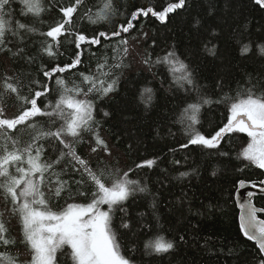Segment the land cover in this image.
Segmentation results:
<instances>
[{"label": "trees", "instance_id": "16d2710c", "mask_svg": "<svg viewBox=\"0 0 264 264\" xmlns=\"http://www.w3.org/2000/svg\"><path fill=\"white\" fill-rule=\"evenodd\" d=\"M177 2L112 0L114 14L106 21L91 24L81 17L89 8L93 13L102 9L105 0H84L73 14V24L76 31L88 37L99 31L111 33L120 24H126L133 12L146 11L148 7L159 12L169 3ZM42 3L45 11L39 16L23 15L20 0H13L12 15L7 19L47 32L64 19L60 9L74 5L75 0H42ZM132 23L134 27L128 33L121 32L120 36L107 40L101 37L100 44H82L81 49L72 43L74 37H61L59 50L53 49L57 53L54 57L40 51L41 41L51 38L39 32H21L24 37L21 43L19 37L6 33L5 47L11 51L0 50V93H4L0 107L4 108L5 118H14L20 107L15 94L4 92L7 78H12L9 83L19 82L22 95H29L30 88L34 94L35 90H41V85H47L49 94L41 99L54 103L60 91L57 77L65 79L69 86L75 82L86 90L88 85L81 84L80 74H96L98 62L104 60L109 65L117 63L120 57L114 49L122 50L120 41L127 39L129 52L123 58V66L111 69L115 90L107 96L87 97L94 105V128L107 143L111 155L91 151L95 146L91 133H83L81 142L75 145L77 154L94 170L107 169L121 175L127 172L129 179L139 181L147 189L114 205L110 213L121 253L134 264H260L264 258L257 245L243 235L235 200L240 181L259 182L264 178V169L241 155L249 137L246 133H229L213 149L189 144L185 131L188 121L181 122V115L198 97L190 85L176 83L170 65L161 61L173 52L187 65L200 94L211 101L201 107L200 122L195 127L202 134H214L230 116L231 101L225 97L235 98L238 92L257 84V93L264 89V54L258 47L264 45V6L255 0H185V5L168 13L164 21L151 13L144 16L141 11ZM245 45L249 51L242 53ZM213 47L214 54L208 51ZM18 48H23V53L13 55ZM78 51H82L81 63L75 68L53 73L51 79L43 75L57 65L71 63ZM145 88L151 89V93H144ZM37 119L48 127L46 118ZM11 134L23 145L29 140L30 130L20 125ZM39 143L44 146V160L56 159L58 150L63 149L56 140L44 139ZM148 159L155 160L152 167H137ZM65 165L66 162H61L55 170H65L61 179L69 182L70 190L57 197L48 191L47 185L42 188L48 206L57 212L71 203L91 202L95 190L90 183L77 185L80 173ZM182 172L188 175L180 176ZM213 172L216 174L212 175ZM105 183L110 186L111 181ZM255 205L264 208V197H256ZM100 208L108 211L106 204ZM0 214L9 229L8 236L17 241L14 246H0V252L7 251L13 256L19 253L20 261H30L31 256L25 255L27 247L20 243L18 219L12 216L11 204L2 196ZM122 219L129 223V229L120 227ZM157 235L173 241L174 249L163 254L147 251L145 243ZM70 252L68 246L58 251L57 264H73Z\"/></svg>", "mask_w": 264, "mask_h": 264}, {"label": "snow or ice", "instance_id": "6c2138e0", "mask_svg": "<svg viewBox=\"0 0 264 264\" xmlns=\"http://www.w3.org/2000/svg\"><path fill=\"white\" fill-rule=\"evenodd\" d=\"M13 0H0V50L6 49V33L14 37H19L21 43L24 37L21 32L36 34L38 29L7 19L11 16L10 5ZM23 5L22 14H32L39 16L45 11L42 0H20ZM84 0H75V4L63 7L60 10L64 19L51 26L47 32H39V35L51 38L41 41L40 51L49 57H54L57 53L54 47L59 50L61 37H74L76 49H81L82 44L98 45L100 38L110 39L113 36H120L121 32L128 33L134 27L132 21L136 20L140 12L144 16L151 13L159 20L164 21L167 14L185 5V0H178L177 3H169L163 11H153L148 7L146 11L138 10L131 14L126 24H120L117 30L108 33L99 31L95 35L88 37L75 30L73 24V14L77 12V7ZM257 4L264 6V0H255ZM115 7L112 0H105L102 9L95 13L89 8L81 19H87L91 24H98L109 19L114 14ZM198 23V22H197ZM67 26V27H66ZM120 44L122 50L117 47L114 51L120 57L117 63L109 65L107 60L97 64L96 74L81 73V84L88 85L87 89L81 85L72 83L71 86L61 77L56 78L59 88V95L55 102H47L41 98L49 94L47 85H41V90L30 88L29 95L21 94L19 82L9 83L7 78L4 82V92L13 93L19 102V114L14 118H5L4 108L0 107V196L11 204V214L18 219L20 225L21 244H24L31 259L23 262L19 260V255L13 256L5 251L0 252V264H57V252L64 246L71 249L70 257L73 264H134V262L121 253V244L117 232L112 227L113 206L127 200L135 192H145L146 187L141 186L137 180L129 179L128 173L122 175L109 172L107 169L94 170L88 161L81 158L75 145L82 140L83 133H91L95 141V146L91 147L92 152L98 150L111 155L108 145L94 128L93 102L87 97L89 94L107 96L115 90L116 80L111 79V69L123 66V58L128 55V41L122 39ZM261 54H264V45L258 46ZM23 48H18L13 55L23 53ZM214 54V47L208 49ZM249 46L245 45L243 52H248ZM82 51L75 54L71 63L63 67L57 65L51 71H44L43 75L52 78L53 73H63L68 69L75 68L81 63ZM31 59V58H29ZM117 59L116 56L113 57ZM147 63L148 61H144ZM161 62L170 65L175 82L183 86L185 83L191 86V90L196 93V102L189 103L182 112L181 122L188 121L186 134L189 137L188 143L199 145L205 148H217L225 135L233 132L246 133L251 138V142L243 149L241 155L245 160L250 161L257 167L264 169V89L258 93L255 91L257 85L247 88L244 92H238L235 98L225 97L231 101L229 104L230 116L223 127L215 131L214 134H202L196 129L199 121V112L204 104L211 101L204 98L196 86L192 73L186 64L176 58L175 53L170 52ZM109 69L105 71V69ZM179 73V75H176ZM107 78V79H105ZM111 82H108V80ZM31 84L39 85V81H31ZM144 93H151V89L145 88ZM4 93H0L2 98ZM143 95V93H142ZM83 96L84 98H80ZM149 99L151 96L149 95ZM39 101V103H38ZM108 113H105L107 116ZM37 118H46L48 127L46 128ZM59 122V126L57 123ZM24 125L30 130V137L26 144H21L18 137L11 134L17 130L18 126ZM69 137L70 139H65ZM44 139L56 140L63 145V149L58 150V155L54 160H44V146L39 142ZM187 147V145H182ZM66 150V151H65ZM226 154V153H221ZM66 162L65 168L71 166L74 172H79L81 178L75 183L77 185L92 184V200L87 204H68L66 208L57 212L48 206V197L42 188L47 185L48 191L59 197L62 192L70 190L69 182L61 179L65 170L57 172L56 166ZM154 159H148L137 167H152ZM216 173L213 172L212 175ZM187 172L180 173V176H187ZM110 180V186L105 181ZM243 187L245 182L240 181ZM264 184V182H261ZM253 187L256 185L253 184ZM264 192V187L260 189ZM84 195L83 192L80 193ZM254 193L249 192L246 200L238 202L240 208V229L245 237L253 240L258 245L260 251L264 253V219L258 218V213H264V208H257L252 203ZM108 205V211H102L100 205ZM123 210V209H121ZM121 228L129 229V223L123 219ZM147 227V226H145ZM8 227L0 214V246H14L16 238L8 236ZM183 240V237H180ZM147 251L163 254L174 249L173 241L166 240L162 236L150 238L144 245ZM264 264V260L260 261Z\"/></svg>", "mask_w": 264, "mask_h": 264}, {"label": "water", "instance_id": "95a60500", "mask_svg": "<svg viewBox=\"0 0 264 264\" xmlns=\"http://www.w3.org/2000/svg\"><path fill=\"white\" fill-rule=\"evenodd\" d=\"M226 135H228V134H226ZM226 135H225V136H226ZM242 181L245 182L244 186L241 187V186H240V183H239V184H238V187H237V189H236V192H235V200H236L237 209H238V212H239L238 220H239V216H240V208H239L238 202L243 201V200H246V199L248 198V193H249V192L254 193V196H253L251 199H252V203H253V205H254L255 207H257V206L255 205V198H256V197H260V196L264 197V192H262V191L260 190L262 187H264V184L261 183V182H264V178H263L261 181H259V182H248V181H245V180H242ZM253 184H255L256 186L253 187V186H252ZM257 208H261V207H257ZM261 215L264 216V213H258V218L263 219V218L261 217ZM239 224H240V222H239ZM246 238H247V237H246ZM251 241H253V240H251ZM253 242L256 244L255 241H253ZM256 245H257V244H256ZM257 247H258V245H257ZM258 248H259V247H258ZM259 250H260V249H259ZM261 253H262V252H261ZM262 255H263V258H264V253H262Z\"/></svg>", "mask_w": 264, "mask_h": 264}, {"label": "rangeland", "instance_id": "374dc122", "mask_svg": "<svg viewBox=\"0 0 264 264\" xmlns=\"http://www.w3.org/2000/svg\"><path fill=\"white\" fill-rule=\"evenodd\" d=\"M247 141H249L248 143H250V142H251V138L249 137V139H248ZM247 141H246V142H247Z\"/></svg>", "mask_w": 264, "mask_h": 264}, {"label": "bare ground", "instance_id": "6f19581e", "mask_svg": "<svg viewBox=\"0 0 264 264\" xmlns=\"http://www.w3.org/2000/svg\"><path fill=\"white\" fill-rule=\"evenodd\" d=\"M218 101V100H217ZM166 168V167H165ZM202 192V191H201Z\"/></svg>", "mask_w": 264, "mask_h": 264}, {"label": "flooded vegetation", "instance_id": "af4514ba", "mask_svg": "<svg viewBox=\"0 0 264 264\" xmlns=\"http://www.w3.org/2000/svg\"><path fill=\"white\" fill-rule=\"evenodd\" d=\"M262 254V253H261ZM263 256V255H262Z\"/></svg>", "mask_w": 264, "mask_h": 264}]
</instances>
